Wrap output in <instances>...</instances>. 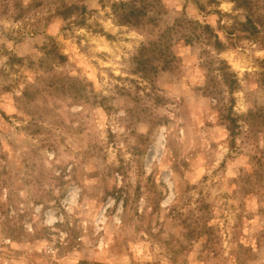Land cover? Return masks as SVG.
I'll return each mask as SVG.
<instances>
[{"label": "rangeland", "instance_id": "1", "mask_svg": "<svg viewBox=\"0 0 264 264\" xmlns=\"http://www.w3.org/2000/svg\"><path fill=\"white\" fill-rule=\"evenodd\" d=\"M0 264H264V0H0Z\"/></svg>", "mask_w": 264, "mask_h": 264}, {"label": "trees", "instance_id": "2", "mask_svg": "<svg viewBox=\"0 0 264 264\" xmlns=\"http://www.w3.org/2000/svg\"><path fill=\"white\" fill-rule=\"evenodd\" d=\"M129 15H132V14H129ZM129 15H128V17H129ZM246 23L247 24H250L251 23V21H250V19L248 18V19H246ZM253 29L255 30V27H253ZM205 30H208L207 28H205ZM215 37V36H214ZM218 44H219V42H217ZM229 87H230V89H232V86H231V84H229Z\"/></svg>", "mask_w": 264, "mask_h": 264}]
</instances>
